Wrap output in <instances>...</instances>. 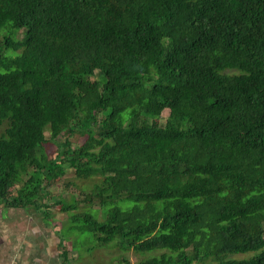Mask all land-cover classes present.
Masks as SVG:
<instances>
[{
    "label": "trees",
    "instance_id": "obj_1",
    "mask_svg": "<svg viewBox=\"0 0 264 264\" xmlns=\"http://www.w3.org/2000/svg\"><path fill=\"white\" fill-rule=\"evenodd\" d=\"M0 32V207L167 249L134 264H264V0H0ZM69 167L92 190L47 203Z\"/></svg>",
    "mask_w": 264,
    "mask_h": 264
},
{
    "label": "rangeland",
    "instance_id": "obj_2",
    "mask_svg": "<svg viewBox=\"0 0 264 264\" xmlns=\"http://www.w3.org/2000/svg\"><path fill=\"white\" fill-rule=\"evenodd\" d=\"M3 34L0 32V42L3 40ZM21 50L15 51L13 49H8V55L16 56ZM169 115V109L163 111L162 115L158 119V122L164 124L166 118ZM5 125L0 128V133L4 130ZM46 135L49 136V132L46 131ZM67 135H62L59 137L60 141H64ZM72 147L80 145L84 142L85 136L79 134L71 136ZM56 143V142H55ZM47 143L45 145L47 151L53 155L57 156L58 152L61 150L60 144ZM93 180H81L75 176L73 168H67V174L64 179L56 185H54L51 190V194L46 202L51 204L54 202L55 198L63 197L70 200L72 195L77 196L80 200L86 197V193L92 190ZM134 201L131 199L119 200L118 205L123 208H128L134 205ZM86 204L83 203L82 207ZM31 209V210H29ZM57 209V208H56ZM91 209L92 212L96 213V210ZM97 214V213H96ZM42 213L39 214L35 208H13L8 207L5 204L0 207V225L5 220H11L15 218L29 217L30 219L37 221L38 224L45 223L41 217ZM100 220L104 219L105 210L101 209L98 214ZM7 217V218H6ZM66 213H61L58 209L55 211V216L48 219V223L51 224V261L57 262V264H134L139 261L145 260L155 255H160L162 252H166L167 249L159 248L155 250L146 251H136L134 248L125 249L118 245L117 242H113L110 245L98 246L94 235L89 232H81L78 229L69 230V224L66 223ZM47 225V224H46ZM67 238L74 237V240H65L63 236ZM72 241L75 242V249L72 248ZM66 251L67 258L64 259L63 252ZM248 253H237L229 254V258H243L249 256ZM212 261L198 262L195 261L193 264H211Z\"/></svg>",
    "mask_w": 264,
    "mask_h": 264
},
{
    "label": "crops",
    "instance_id": "obj_3",
    "mask_svg": "<svg viewBox=\"0 0 264 264\" xmlns=\"http://www.w3.org/2000/svg\"><path fill=\"white\" fill-rule=\"evenodd\" d=\"M44 222L38 224L29 217L3 221L0 225V264H57L51 261V224L47 220Z\"/></svg>",
    "mask_w": 264,
    "mask_h": 264
}]
</instances>
